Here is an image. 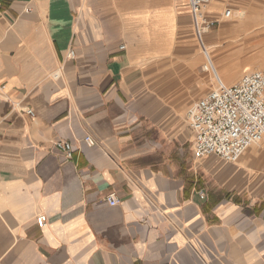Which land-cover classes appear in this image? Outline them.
Instances as JSON below:
<instances>
[{
    "label": "crops",
    "instance_id": "obj_1",
    "mask_svg": "<svg viewBox=\"0 0 264 264\" xmlns=\"http://www.w3.org/2000/svg\"><path fill=\"white\" fill-rule=\"evenodd\" d=\"M239 2L206 10L226 84ZM205 62L183 0H0V264H264V150L192 153Z\"/></svg>",
    "mask_w": 264,
    "mask_h": 264
},
{
    "label": "built area",
    "instance_id": "obj_2",
    "mask_svg": "<svg viewBox=\"0 0 264 264\" xmlns=\"http://www.w3.org/2000/svg\"><path fill=\"white\" fill-rule=\"evenodd\" d=\"M189 5L195 34L202 47L206 62L202 68L213 72L216 85L186 111V119L194 138L191 144L195 158L215 155L225 161L236 162L250 145H264V67L245 71L238 81L226 84L216 73L210 53L203 43V35L209 32L215 20L206 15L212 0H183ZM231 10L224 12L225 17ZM124 45L121 46L123 48ZM74 52L71 50L70 55ZM31 113V109H27ZM81 140L87 146H95L91 134ZM55 144L71 159L75 144L68 140H57ZM205 196L203 190L199 191ZM109 204L118 203L113 193L106 195ZM47 215L39 213L36 223L44 227Z\"/></svg>",
    "mask_w": 264,
    "mask_h": 264
},
{
    "label": "rangeland",
    "instance_id": "obj_3",
    "mask_svg": "<svg viewBox=\"0 0 264 264\" xmlns=\"http://www.w3.org/2000/svg\"><path fill=\"white\" fill-rule=\"evenodd\" d=\"M241 1L239 3L244 2V9L237 8L240 13H232L226 21L228 35L225 56L233 61L238 60L242 66L247 65L252 70L259 69L264 67V0ZM226 7L232 6L227 3ZM242 19L245 21L241 22ZM255 146L264 150L263 144Z\"/></svg>",
    "mask_w": 264,
    "mask_h": 264
},
{
    "label": "bare ground",
    "instance_id": "obj_4",
    "mask_svg": "<svg viewBox=\"0 0 264 264\" xmlns=\"http://www.w3.org/2000/svg\"><path fill=\"white\" fill-rule=\"evenodd\" d=\"M236 3V2H235ZM240 13V12H239ZM243 14V12H241Z\"/></svg>",
    "mask_w": 264,
    "mask_h": 264
}]
</instances>
